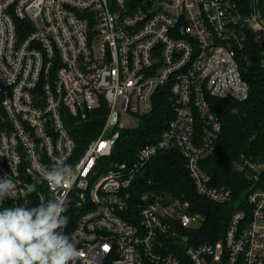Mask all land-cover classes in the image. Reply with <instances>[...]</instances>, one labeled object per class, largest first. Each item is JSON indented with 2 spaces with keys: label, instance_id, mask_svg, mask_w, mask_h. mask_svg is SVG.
Instances as JSON below:
<instances>
[{
  "label": "built area",
  "instance_id": "obj_1",
  "mask_svg": "<svg viewBox=\"0 0 264 264\" xmlns=\"http://www.w3.org/2000/svg\"><path fill=\"white\" fill-rule=\"evenodd\" d=\"M132 2L0 0V179L16 183L13 200L47 202L55 194L36 166L50 170L66 157L74 182L64 193L62 231L78 241V264H264V188L247 194L248 208L231 215L220 240L192 245L187 234L202 217L189 202L140 187L148 164L176 150L198 196L232 199L202 167L221 130L207 97L247 99L239 60L249 39L264 66L255 0L248 13L231 0ZM162 90L174 113L166 129L132 161L107 166L121 134ZM101 107L98 136L79 146L68 123ZM122 115L134 116L135 127ZM257 168L246 163V179L260 182Z\"/></svg>",
  "mask_w": 264,
  "mask_h": 264
},
{
  "label": "trees",
  "instance_id": "obj_2",
  "mask_svg": "<svg viewBox=\"0 0 264 264\" xmlns=\"http://www.w3.org/2000/svg\"><path fill=\"white\" fill-rule=\"evenodd\" d=\"M231 1L243 13H248L253 6L252 0ZM132 3L138 5L140 2L134 0ZM254 3L264 25V0H255ZM260 55V50L249 39L239 60L243 80L249 88L246 100L207 97L210 111L219 120L221 130L213 154L202 167L210 178L211 186L227 187L232 191L230 202L216 204L198 196L185 169V161L176 150L164 151L155 157L147 166L145 178L140 181V187L145 191L188 201L191 213L202 217L200 225L187 234L192 245L211 244L220 240L231 215L239 209L248 208L247 194L257 188H264V170L260 182L254 183L245 177L246 163L264 166V66ZM246 58L249 64L245 62ZM104 112V107H101L83 122L73 120L68 123V131L79 146L83 147L98 136ZM173 116L170 96L166 91H158L153 98L151 111L138 117L136 128L121 134L112 156L105 160V164L132 161L141 146L158 138ZM148 179L150 185H146ZM37 205L38 200L33 196L26 203L8 198L4 207Z\"/></svg>",
  "mask_w": 264,
  "mask_h": 264
},
{
  "label": "clouds",
  "instance_id": "obj_3",
  "mask_svg": "<svg viewBox=\"0 0 264 264\" xmlns=\"http://www.w3.org/2000/svg\"><path fill=\"white\" fill-rule=\"evenodd\" d=\"M36 167L55 194L37 206L4 207L8 198H15L16 183L0 179V264H78V241L62 231L69 223L64 193L74 182L73 169L65 156L57 157L50 170ZM24 187L29 194L36 191L35 183Z\"/></svg>",
  "mask_w": 264,
  "mask_h": 264
},
{
  "label": "rangeland",
  "instance_id": "obj_4",
  "mask_svg": "<svg viewBox=\"0 0 264 264\" xmlns=\"http://www.w3.org/2000/svg\"><path fill=\"white\" fill-rule=\"evenodd\" d=\"M120 120L126 125V127L128 128H134L135 127V118L132 115H122L120 117ZM264 170V166L260 165L258 166V168L256 169V172L259 174Z\"/></svg>",
  "mask_w": 264,
  "mask_h": 264
}]
</instances>
